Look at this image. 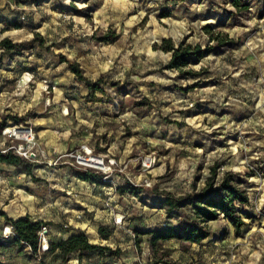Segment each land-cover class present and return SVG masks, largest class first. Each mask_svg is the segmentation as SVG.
<instances>
[{
  "label": "rangeland",
  "instance_id": "374dc122",
  "mask_svg": "<svg viewBox=\"0 0 264 264\" xmlns=\"http://www.w3.org/2000/svg\"><path fill=\"white\" fill-rule=\"evenodd\" d=\"M206 26L223 44L212 42ZM6 38L36 43L11 53L0 45V151L13 152L2 135L7 127L33 128L37 143L22 166L0 164V264H40L5 234L9 219L43 222L52 242L59 228L66 235L113 214L135 235L161 224L166 194L200 192L212 175L218 186L227 174L250 198L239 207L242 235L223 218L209 224L212 237L201 245L175 240L153 248L147 237L130 244L124 234L101 242L118 255L95 252L84 264H264V0L239 7L234 0H0V43ZM163 39L214 49L183 75L168 69L171 54L154 49ZM72 63L102 82L99 102H88ZM83 145L117 160L114 184L78 182L87 171L69 156ZM149 155L158 163L144 172ZM122 185L140 193L122 194Z\"/></svg>",
  "mask_w": 264,
  "mask_h": 264
},
{
  "label": "trees",
  "instance_id": "16d2710c",
  "mask_svg": "<svg viewBox=\"0 0 264 264\" xmlns=\"http://www.w3.org/2000/svg\"><path fill=\"white\" fill-rule=\"evenodd\" d=\"M241 0H234V5L239 7ZM246 9V6H243ZM210 39L218 41V45L223 44L220 34H214L209 26L204 28ZM39 39V35L37 34ZM114 38H105V42H114ZM36 41L30 44H13L10 39H4L0 45L7 53L13 51L29 50L35 45ZM154 49L171 54V60L168 64V69L177 70L183 75H190L185 72V69L192 62H200L213 52V46L203 47L201 44L192 45L190 43L181 42L174 44L172 39H163L161 45H155ZM64 61H66L64 59ZM71 72L81 81L84 82L88 90V102L97 103L100 99L97 93L106 94V90L102 86V82L94 83L84 76V73L78 63L70 64ZM4 124H0V131ZM27 161L20 156H16L13 152L4 154L0 151V164H5L13 167H20ZM216 167L211 169L212 173H216ZM31 174V170H30ZM79 178L88 183L97 185H105L102 181L103 175L96 174L91 171L79 173ZM214 175L210 178V183L206 185L200 192L186 194L183 196H174L170 193L166 194L165 200L161 202V207L167 213L169 219H179L177 226H169L161 231L150 233H139V235H151L150 245L155 248L160 243H165L171 240H177L191 245H201L204 241L212 237V231L209 224L223 218L233 226L236 235L240 236L243 233L246 223L240 213L239 207L247 206L250 203V198L247 190L242 186V183L237 181L231 174H227L218 186L212 184ZM121 192H130L134 195L140 193V188H134L128 185V188L121 187ZM190 211L191 214H187ZM12 230L15 234V243L18 245L27 244L34 254L39 252L40 246V231L46 227L43 222H33L30 217L26 216L17 220L9 219ZM100 234L104 240H107L112 232L105 227L100 228ZM61 252L62 261L66 263L72 254L79 253L80 257L91 255L97 252L105 254L109 252L112 256L118 255L120 250L113 251L107 246H97L89 242L85 234L73 236L59 243L49 240V251L47 253ZM44 264V262H42Z\"/></svg>",
  "mask_w": 264,
  "mask_h": 264
},
{
  "label": "built area",
  "instance_id": "2783aa9c",
  "mask_svg": "<svg viewBox=\"0 0 264 264\" xmlns=\"http://www.w3.org/2000/svg\"><path fill=\"white\" fill-rule=\"evenodd\" d=\"M2 135L10 142L15 143L10 151L18 154L25 160H31L37 143L36 133L31 127L14 126L7 127L2 130ZM6 153V151H1ZM69 158L73 161L72 165L79 168L82 171H92L96 174H103L102 181L104 183L114 184L112 177L113 172L118 166V162L115 158L109 156H102L95 154L94 150L88 145H83L75 153L71 154ZM158 163L155 155H149L145 157L141 162V170L148 172L153 169ZM117 225L121 224V218L115 220ZM46 228L40 231V246L39 252L34 254L38 263L43 262L42 255L49 251V239L45 233ZM5 234L14 235L12 227L5 228ZM30 250L31 248L25 244Z\"/></svg>",
  "mask_w": 264,
  "mask_h": 264
},
{
  "label": "crops",
  "instance_id": "0c3cea01",
  "mask_svg": "<svg viewBox=\"0 0 264 264\" xmlns=\"http://www.w3.org/2000/svg\"><path fill=\"white\" fill-rule=\"evenodd\" d=\"M117 152L118 151L116 150V148H115V150H109V153L114 155V156H116L115 153H117ZM78 182L84 183V184H90L88 182H84V181H81V180H78ZM93 185H95V184H93ZM122 187H125V185H122ZM122 194H128V193L124 192ZM121 197H123V196H121ZM163 200H165V199H162V201ZM160 206H161V204H160ZM160 211L163 212L164 210L161 209ZM107 217H110V218H108L105 221L106 223L102 222V223H99V224L98 223L97 224H92L91 221H88V222L83 223V224H76L75 226H73L74 228L69 231V233L66 232V235L64 234L65 230H63L62 228L61 229L59 228L56 231V235H57L56 237L58 238V240L55 241V239H53L52 241L55 242V243H59L61 241L67 240V239H69V238H71L73 236L80 235V234H85L91 244L104 247L105 245L102 244L101 242H107V240H111V239H113V237H116V236L117 237H122L125 234L126 238H130V244H131L132 241H133L132 239H135L137 236L138 237L141 236V235H139V233H150V232H154V231H161V230H164L165 228H167L169 226H177L175 220L169 219L168 216H167V213L165 212V218L161 222L160 225H158V226L154 225L153 227L142 228L141 230L137 229L135 231V235H133L130 230H126L124 226H118L115 223L114 218H118L117 216H114L113 214H108ZM101 227H105V228L108 227V229L112 232V235L107 240L100 239V236H99L98 233H99ZM142 236L143 237H147V240L149 242H150V240L152 238L151 235H142ZM174 241L175 240H171V241L165 242V244H171ZM45 254L51 255L54 258L55 261H60L61 257H62L60 251H56L54 253H45ZM91 254H93V253H91ZM72 257H73V259L72 260H68L66 262V264L72 263V262L74 264H84L85 259H86L85 256L80 257L79 253L72 254ZM88 260H91V259H88Z\"/></svg>",
  "mask_w": 264,
  "mask_h": 264
},
{
  "label": "water",
  "instance_id": "95a60500",
  "mask_svg": "<svg viewBox=\"0 0 264 264\" xmlns=\"http://www.w3.org/2000/svg\"><path fill=\"white\" fill-rule=\"evenodd\" d=\"M45 233H47V230H45Z\"/></svg>",
  "mask_w": 264,
  "mask_h": 264
}]
</instances>
